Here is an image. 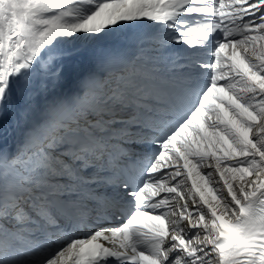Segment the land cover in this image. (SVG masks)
<instances>
[{
	"label": "bare ground",
	"instance_id": "6f19581e",
	"mask_svg": "<svg viewBox=\"0 0 264 264\" xmlns=\"http://www.w3.org/2000/svg\"><path fill=\"white\" fill-rule=\"evenodd\" d=\"M132 1L40 0L39 10L64 19L57 22L58 17L52 16V31L38 34L37 21L43 24L51 17L34 18L23 0H0V198L11 169L25 173L31 189H37L36 196H26L22 205L0 210V250L8 249V241L23 231L5 216L11 214L20 226H29L43 215L45 198L64 192L68 178H61L68 173L67 157L61 156L62 162L53 169L50 150L62 151L67 142L59 140L68 125L57 130L48 120L42 121L43 113L52 97L71 98L64 108L75 111L81 120L92 114L88 107L100 106L95 99L101 93L82 89L73 94L72 90L77 89L81 65L117 37L119 28L126 38H143V23L150 13L141 8L140 0ZM223 2L235 12L245 9L251 19L238 41L239 69H221L235 98L229 104L224 100V115L213 111V119L207 121L210 128L196 132L202 158L194 182L190 185L185 177L177 180L182 192L172 202L171 221L185 241L181 246L173 244L180 257L172 264H223L231 247L225 238L246 218L243 208H249L251 217L241 232L246 237L259 228L255 217L264 207V0ZM65 109L58 112L65 115ZM46 115L51 118L50 112ZM37 130L42 139L34 135ZM50 132L55 135L48 137ZM7 233L9 239L3 241Z\"/></svg>",
	"mask_w": 264,
	"mask_h": 264
},
{
	"label": "rangeland",
	"instance_id": "374dc122",
	"mask_svg": "<svg viewBox=\"0 0 264 264\" xmlns=\"http://www.w3.org/2000/svg\"><path fill=\"white\" fill-rule=\"evenodd\" d=\"M26 2H28V6H29V8H30V10H34L35 8H34V5H37V8L38 9H40L41 8V4L38 2V1H36V0H26ZM44 4H42V6H43ZM37 17H41V15L40 16H37ZM53 23V22H52ZM47 24V25H46ZM45 25H43V26H41V30L42 29H49L50 28V25H49V23H46ZM47 26V27H46Z\"/></svg>",
	"mask_w": 264,
	"mask_h": 264
}]
</instances>
